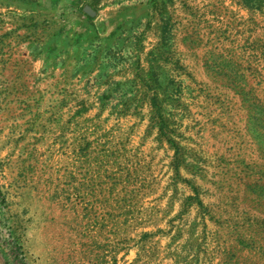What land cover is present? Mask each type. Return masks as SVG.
I'll return each mask as SVG.
<instances>
[{"label":"rangeland","instance_id":"obj_1","mask_svg":"<svg viewBox=\"0 0 264 264\" xmlns=\"http://www.w3.org/2000/svg\"><path fill=\"white\" fill-rule=\"evenodd\" d=\"M134 5L86 83L0 18V264H264V0Z\"/></svg>","mask_w":264,"mask_h":264},{"label":"crops","instance_id":"obj_2","mask_svg":"<svg viewBox=\"0 0 264 264\" xmlns=\"http://www.w3.org/2000/svg\"><path fill=\"white\" fill-rule=\"evenodd\" d=\"M135 1L0 0V18H9L16 12L25 21L43 20L35 29L26 26L14 30L11 26L9 35L21 33L25 37L21 47L36 51V61L54 59L58 61L57 68L86 83L101 76L109 55H130L128 49L125 52V44L129 36L136 34L134 25H138L142 10L134 5ZM85 8L93 14H85Z\"/></svg>","mask_w":264,"mask_h":264},{"label":"water","instance_id":"obj_3","mask_svg":"<svg viewBox=\"0 0 264 264\" xmlns=\"http://www.w3.org/2000/svg\"><path fill=\"white\" fill-rule=\"evenodd\" d=\"M84 13L87 14V15H92L93 14V12L89 8H85L84 9Z\"/></svg>","mask_w":264,"mask_h":264}]
</instances>
